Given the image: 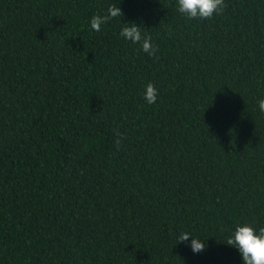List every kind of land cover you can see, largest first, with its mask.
<instances>
[{
	"label": "trees",
	"instance_id": "trees-1",
	"mask_svg": "<svg viewBox=\"0 0 264 264\" xmlns=\"http://www.w3.org/2000/svg\"><path fill=\"white\" fill-rule=\"evenodd\" d=\"M225 3L0 0V264H243L225 243L264 227V0Z\"/></svg>",
	"mask_w": 264,
	"mask_h": 264
},
{
	"label": "clouds",
	"instance_id": "clouds-1",
	"mask_svg": "<svg viewBox=\"0 0 264 264\" xmlns=\"http://www.w3.org/2000/svg\"><path fill=\"white\" fill-rule=\"evenodd\" d=\"M178 11L187 20H210L216 15H223L227 4L225 0H178ZM124 14L119 6H109L105 14H96L91 18L90 27L99 32L103 25L108 24L114 18L123 17ZM120 36L133 44H140L143 52L149 57L159 60L157 55L159 48L153 44L151 36L142 31L135 23L125 24ZM159 95L158 89L153 83H148L144 91V99L149 104H155ZM258 108L264 113V99L258 100ZM116 143L120 146L126 136L116 132ZM191 239L190 247L195 254L206 250L205 241L193 237L190 233L182 232L177 237L178 244ZM226 245L236 248L242 256L243 264H264V227L259 231L251 225H238L232 235L227 239Z\"/></svg>",
	"mask_w": 264,
	"mask_h": 264
}]
</instances>
